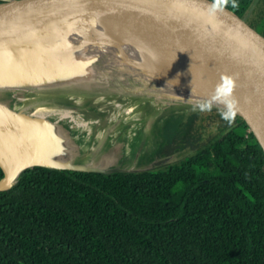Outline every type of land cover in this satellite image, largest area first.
I'll use <instances>...</instances> for the list:
<instances>
[{"label": "trees", "instance_id": "16d2710c", "mask_svg": "<svg viewBox=\"0 0 264 264\" xmlns=\"http://www.w3.org/2000/svg\"><path fill=\"white\" fill-rule=\"evenodd\" d=\"M87 1L92 0H0V30ZM196 1L240 20L264 40V0ZM79 54L94 59L92 76L103 83L133 69L194 57L185 48L178 53L134 39L105 42ZM29 57L63 63L55 56ZM0 87L17 93L14 100L29 110L18 99L33 85L0 82ZM36 94L43 100L51 96ZM161 107L135 109L103 124L92 137L105 131L106 139L121 131L143 136L148 117L157 123L166 118L168 107ZM203 124H213L215 131L198 143ZM165 138L157 158L176 151L182 138L193 149L164 170L23 169L0 190V264H264V152L246 122L221 111L200 118L193 114L180 128L176 119ZM177 183L181 186L173 191Z\"/></svg>", "mask_w": 264, "mask_h": 264}, {"label": "water", "instance_id": "95a60500", "mask_svg": "<svg viewBox=\"0 0 264 264\" xmlns=\"http://www.w3.org/2000/svg\"><path fill=\"white\" fill-rule=\"evenodd\" d=\"M120 39L178 53L185 48L194 54L185 56L192 63L199 57L214 66L234 103L229 111L242 117L264 152V40L240 20L196 0H92L9 25L0 30V82L30 84L74 73L94 61L79 52ZM29 54L59 57L63 63L43 64ZM26 112L0 103V190L35 165L103 173L133 170L99 162L106 131L95 145L99 167L95 160L88 166L74 163L80 155L77 141L50 118ZM12 166L18 169L13 180Z\"/></svg>", "mask_w": 264, "mask_h": 264}, {"label": "bare ground", "instance_id": "6f19581e", "mask_svg": "<svg viewBox=\"0 0 264 264\" xmlns=\"http://www.w3.org/2000/svg\"><path fill=\"white\" fill-rule=\"evenodd\" d=\"M106 82L101 85L110 92L104 91L97 95L95 97L97 104L89 103L90 101L83 95L74 102L75 105L72 103L69 106H61L59 117L54 119H71L70 135L77 141L80 149V155L74 161L78 165H92L97 157L95 145L100 138L92 137L95 126L100 127L118 120L135 109L172 101L196 103L191 100L194 97H200L205 104L226 111L234 109V103L223 77L204 59L194 60L193 63L186 60L148 69L137 68ZM0 89L3 90L1 87ZM75 107L76 109H72ZM91 115L94 116L90 117ZM154 125H151L153 134L156 132ZM146 135L135 138L121 131L114 139H107L103 146L122 142L123 158L120 163L122 166L134 168L139 163L145 162L147 157L146 154H142L146 150L145 146L140 144L146 139ZM11 169L10 179L13 180L18 169L13 166Z\"/></svg>", "mask_w": 264, "mask_h": 264}, {"label": "rangeland", "instance_id": "374dc122", "mask_svg": "<svg viewBox=\"0 0 264 264\" xmlns=\"http://www.w3.org/2000/svg\"><path fill=\"white\" fill-rule=\"evenodd\" d=\"M92 66L87 65L83 69L76 71L74 73L47 79V80H39L35 82H31L30 84L33 85L34 90L33 91H25L23 95H20L22 97H19L18 101L23 103L24 105L28 106V109L23 108L16 100H14L17 93L15 92H9V91H3L0 89V103L4 104L6 106H13V110L19 111V112H26L28 114H33L35 111H44V112H55L59 113L61 110V106H67L72 104V100L78 96V94H84L86 96V99L89 100V103H95V97L99 95L101 92H110L106 87H103V82H100L99 80H95L92 76ZM96 81V83H95ZM102 84V85H101ZM107 85V82H106ZM40 92L41 94H49L51 95L48 100H43L40 97L38 98V94L36 93ZM30 96V98L24 97ZM71 95V97H68V95ZM67 95V96H66ZM54 99H53V98ZM191 98V97H190ZM189 98V99H190ZM191 100H194L196 103L188 104L182 101H172V102H166L161 103L166 105L168 108L166 109V118L161 117V121L158 122L157 125V119L156 117L147 118V123L144 125L143 129L145 135L147 136L142 143L146 148L145 152L142 154H146L147 157L144 160L145 162L139 163L134 168H131L133 170H150V171H156V170H164L166 166H168L170 163L178 162L183 158V156L186 155L187 152H190L193 148L190 144H187L185 140L182 138L180 139L179 146L177 147L176 151H171L169 155V158L167 161L159 163V160L156 161L158 157L159 150L161 149V145H163V142L165 143L166 138L168 135L172 134L174 128L176 119H178V128L183 127L186 123V120L189 116L193 114H197L199 118L208 113H213L216 111H221L223 114H230L231 111H226L223 108L215 107L211 105H207L202 101V98L200 97H194V99L191 98ZM161 104L157 105V109L161 110ZM73 105H75L73 103ZM73 109V108H72ZM94 115H91L92 117ZM165 118V119H164ZM164 119V120H163ZM52 120L56 123V125L62 126L68 133V135L71 133L69 129V123L71 121L68 120ZM154 121H156L154 123ZM199 122V121H198ZM155 125H154V124ZM175 124V125H174ZM150 125H154L156 127V132L153 134L152 127ZM174 125V126H173ZM198 123L195 124L194 128H196ZM99 126H95V130L98 129ZM215 131V127L213 124H203V126L199 125L198 134L200 135V139L197 140V142H201V140L207 138L210 134H212ZM152 134V135H151ZM67 137V135H66ZM72 142L73 139L71 138ZM195 141H193L194 143ZM123 143L122 142H116L113 145L106 146L102 149V151L98 152L97 154L105 153L106 151H112L115 149L116 151L119 150L120 153V161L123 158V149H122ZM113 148V149H112ZM112 149V150H111ZM139 150L141 147L138 148ZM99 156V155H98ZM97 158H95V162L97 161ZM51 162V159H49ZM120 161H116L112 165H116V167H125L122 166ZM155 163H159L156 164ZM95 167H99V164H94ZM126 168V167H125ZM113 169V167H105L104 170H110ZM181 184L177 183L173 187V191H177L180 188Z\"/></svg>", "mask_w": 264, "mask_h": 264}, {"label": "crops", "instance_id": "0c3cea01", "mask_svg": "<svg viewBox=\"0 0 264 264\" xmlns=\"http://www.w3.org/2000/svg\"><path fill=\"white\" fill-rule=\"evenodd\" d=\"M119 155H120L119 150L116 151L115 149H113L112 151H106L105 153H102V155L100 156L99 162L103 164H108V163L114 164L119 159L118 158L120 157Z\"/></svg>", "mask_w": 264, "mask_h": 264}, {"label": "built area", "instance_id": "2783aa9c", "mask_svg": "<svg viewBox=\"0 0 264 264\" xmlns=\"http://www.w3.org/2000/svg\"><path fill=\"white\" fill-rule=\"evenodd\" d=\"M66 120H68V121H71V119H69V118H68V119H66ZM69 126H70V123H69Z\"/></svg>", "mask_w": 264, "mask_h": 264}]
</instances>
